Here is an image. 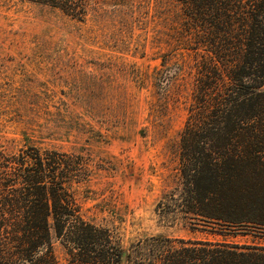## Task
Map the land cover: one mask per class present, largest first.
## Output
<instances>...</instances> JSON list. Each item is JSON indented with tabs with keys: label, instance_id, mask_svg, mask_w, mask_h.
<instances>
[{
	"label": "rangeland",
	"instance_id": "rangeland-1",
	"mask_svg": "<svg viewBox=\"0 0 264 264\" xmlns=\"http://www.w3.org/2000/svg\"><path fill=\"white\" fill-rule=\"evenodd\" d=\"M180 6L88 0L84 19L27 0H0V153L28 145L81 163V217L125 253L153 238L264 247L186 213L180 136L197 58L182 46ZM58 264L67 251L51 230Z\"/></svg>",
	"mask_w": 264,
	"mask_h": 264
},
{
	"label": "trees",
	"instance_id": "trees-1",
	"mask_svg": "<svg viewBox=\"0 0 264 264\" xmlns=\"http://www.w3.org/2000/svg\"><path fill=\"white\" fill-rule=\"evenodd\" d=\"M81 21L88 0H27ZM180 6L182 46L197 58L180 136L181 203L223 235H264V0H164ZM82 165L28 145L0 153V264H264V247L153 238L125 253L80 215ZM237 232V233H235Z\"/></svg>",
	"mask_w": 264,
	"mask_h": 264
}]
</instances>
